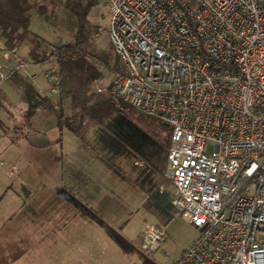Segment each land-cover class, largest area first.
I'll return each instance as SVG.
<instances>
[{
  "label": "built area",
  "instance_id": "2783aa9c",
  "mask_svg": "<svg viewBox=\"0 0 264 264\" xmlns=\"http://www.w3.org/2000/svg\"><path fill=\"white\" fill-rule=\"evenodd\" d=\"M102 1L120 67L90 85L171 126L161 189L198 229L172 264H264V0ZM17 48L0 42V86L29 63ZM164 237L147 224L138 245Z\"/></svg>",
  "mask_w": 264,
  "mask_h": 264
},
{
  "label": "rangeland",
  "instance_id": "374dc122",
  "mask_svg": "<svg viewBox=\"0 0 264 264\" xmlns=\"http://www.w3.org/2000/svg\"><path fill=\"white\" fill-rule=\"evenodd\" d=\"M32 1L44 5L45 12L38 13L36 5L30 12V34L17 48V54L29 63L18 72L28 78L35 73L34 85L49 95L54 104H59L58 89L53 90L44 76L47 64L33 63L27 52L30 46L40 49L44 42L58 44L70 40L74 16L65 6V0ZM108 18L109 9L99 0L88 14L91 29L88 47L91 52L106 51L112 63L114 50L108 34L97 30L100 26H107ZM111 76L112 70H105L102 77L108 80ZM71 83L76 85L74 81ZM1 86L7 97L0 92V128L9 129L10 134L0 136V160L3 161L0 164V264H17L14 262L23 254L27 243L24 237L18 240L16 237L19 236L10 235L2 228L6 211H43L44 208L50 209L63 195L70 201V193L66 197L68 192L57 186L58 166H62L63 172L73 167L79 177L90 175L95 180V187L102 188L98 195L109 196L110 193L111 198L102 207L103 211H136L129 215L123 213L127 220L122 232L128 234V238L119 244L120 253H124L132 264V261L137 264H172L180 257L198 235V229L174 207L170 200L171 185L164 186L159 192L156 186L146 185L147 177L136 183L137 178L140 180V171H145L149 163L154 169L161 170V176L158 172L154 175L161 184L164 182L165 146L170 139V125L118 98L97 94L90 85L83 95L73 99L69 92L64 100L63 105L72 116L74 126L50 129L56 123V117L40 116L43 128L50 129L44 134L37 131L40 128L38 120L31 128L24 121L26 102L21 88L14 82L10 86L6 81ZM84 102L94 111L88 112L89 106H82ZM80 117L83 121H79ZM22 153L27 155V165L19 172L15 168L13 174H6L13 158ZM61 154L62 158L57 161L56 156ZM135 159L142 163L133 164ZM114 187L117 192H112ZM98 197L94 199L95 204ZM147 224L165 229L164 240L153 251L138 245L139 230Z\"/></svg>",
  "mask_w": 264,
  "mask_h": 264
},
{
  "label": "crops",
  "instance_id": "0c3cea01",
  "mask_svg": "<svg viewBox=\"0 0 264 264\" xmlns=\"http://www.w3.org/2000/svg\"><path fill=\"white\" fill-rule=\"evenodd\" d=\"M34 76L35 73L30 74L29 79L33 81L32 78ZM7 82L10 86L13 84L10 80ZM0 92L4 97H7L3 86H0ZM38 125L40 128L37 131L44 134L56 127L55 123L50 129L48 127L43 128L42 120L39 121ZM4 130L0 128V136H8L10 134L9 129L5 130V132ZM168 144L169 141L165 146L166 150ZM62 155L56 156V160L58 161L62 158ZM134 161L133 164L142 163L139 159ZM0 164H3V161L0 160ZM25 165H27V155L24 153L19 154L13 158L7 167L9 172L5 171V173L13 174L15 168L19 172V169L24 168ZM154 172H158V175L161 176V170L154 169L153 164L151 166L149 163L145 171H140V180L137 178L136 183H141L143 178L147 177L146 185L156 186V189L160 192L161 182L154 175ZM57 178L58 184H56L60 186L58 188L68 192L65 195L66 197L70 193V201L66 200L63 195L52 204L50 209L44 208L42 209L43 211H6L3 216L1 221L2 228L4 227L5 231L10 235L19 236L16 237L19 238L18 240L24 237L25 243L27 242L24 245L26 248H24L23 254L14 263L132 264L124 253H120L119 244H122L121 242L128 238V234L122 232L127 220L123 213L129 215L130 213H136V211H128V213L126 211H103L102 207L104 204L109 203L108 200L111 198L110 193H108L109 196H105L102 193L98 195L102 188L95 187V180L90 175L79 177L73 167L70 168V171L63 172L62 166L60 168L58 166ZM113 189L116 188L114 187ZM113 189L112 192L118 191ZM97 196L99 197L95 204L94 199ZM110 208L111 210L113 209L112 204H110ZM132 262L137 264L136 261Z\"/></svg>",
  "mask_w": 264,
  "mask_h": 264
},
{
  "label": "trees",
  "instance_id": "16d2710c",
  "mask_svg": "<svg viewBox=\"0 0 264 264\" xmlns=\"http://www.w3.org/2000/svg\"><path fill=\"white\" fill-rule=\"evenodd\" d=\"M98 2L99 0H65L64 2L74 16V27L70 40L58 44L53 43L55 48L52 57L59 76V108L55 107L49 95L39 90L23 73L15 71L9 77L10 81L21 88L26 102L23 119L30 128L37 125L40 116L52 115L56 117V126L59 129L63 126H74L72 116L63 106L68 93L73 94V99L83 95L86 87L90 86L95 79L102 77L105 70L110 71L120 67L119 58L115 52L111 63L106 51L91 52L88 47L91 36L88 14ZM35 5L37 12L44 14V5L37 4L36 1L0 0V37L7 46H19L25 42L31 31L29 28L30 12ZM27 53L33 63L47 64L48 57L38 47L30 46ZM72 81L76 83L75 86L72 85ZM104 95L111 99L116 98L108 94ZM82 106L84 108L89 106L88 112L94 111L90 108V104L85 105L84 102ZM79 121H83L81 117Z\"/></svg>",
  "mask_w": 264,
  "mask_h": 264
},
{
  "label": "water",
  "instance_id": "95a60500",
  "mask_svg": "<svg viewBox=\"0 0 264 264\" xmlns=\"http://www.w3.org/2000/svg\"><path fill=\"white\" fill-rule=\"evenodd\" d=\"M165 124H167V125H168V123H166V122H165Z\"/></svg>",
  "mask_w": 264,
  "mask_h": 264
}]
</instances>
